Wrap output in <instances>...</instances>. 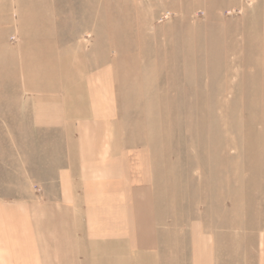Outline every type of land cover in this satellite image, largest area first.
<instances>
[{"label": "rangeland", "instance_id": "1", "mask_svg": "<svg viewBox=\"0 0 264 264\" xmlns=\"http://www.w3.org/2000/svg\"><path fill=\"white\" fill-rule=\"evenodd\" d=\"M34 109L114 111L163 264H261L264 0H0L9 199L59 183L61 137L32 128Z\"/></svg>", "mask_w": 264, "mask_h": 264}, {"label": "crops", "instance_id": "2", "mask_svg": "<svg viewBox=\"0 0 264 264\" xmlns=\"http://www.w3.org/2000/svg\"><path fill=\"white\" fill-rule=\"evenodd\" d=\"M113 112L34 109L32 128L59 134L64 165L56 185L0 195V264L164 263L150 186L131 184L134 159L115 141Z\"/></svg>", "mask_w": 264, "mask_h": 264}]
</instances>
